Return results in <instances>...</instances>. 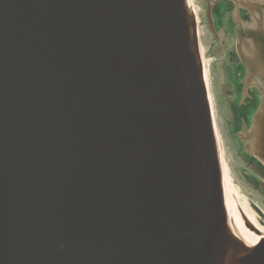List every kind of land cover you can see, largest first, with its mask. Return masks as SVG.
I'll list each match as a JSON object with an SVG mask.
<instances>
[{
	"label": "water",
	"instance_id": "obj_1",
	"mask_svg": "<svg viewBox=\"0 0 264 264\" xmlns=\"http://www.w3.org/2000/svg\"><path fill=\"white\" fill-rule=\"evenodd\" d=\"M231 1L259 93L238 137L264 166V0ZM0 264H264L188 0H0Z\"/></svg>",
	"mask_w": 264,
	"mask_h": 264
},
{
	"label": "rangeland",
	"instance_id": "obj_2",
	"mask_svg": "<svg viewBox=\"0 0 264 264\" xmlns=\"http://www.w3.org/2000/svg\"><path fill=\"white\" fill-rule=\"evenodd\" d=\"M193 3L200 23L199 47L209 64L207 90L211 98L213 120L224 158L225 171L233 191L239 196L240 201H248L256 219L259 220L261 216L253 206L264 213V198H261V194L254 189V179L257 178L254 169L257 168V164L242 152L243 144L238 137L242 130L240 117L247 113L239 109L245 94L242 85H239L241 81H238V72L243 71L242 66L229 64L225 58L217 59L212 56L213 40L205 18L206 2L193 0ZM218 9L224 10V4Z\"/></svg>",
	"mask_w": 264,
	"mask_h": 264
},
{
	"label": "flooded vegetation",
	"instance_id": "obj_3",
	"mask_svg": "<svg viewBox=\"0 0 264 264\" xmlns=\"http://www.w3.org/2000/svg\"><path fill=\"white\" fill-rule=\"evenodd\" d=\"M215 1L216 3H214L212 7L214 31H210L213 40L211 54L217 59L225 58L229 64L241 65L243 71L238 72V81H242L245 76V69L237 54L236 36L234 32L235 24L232 20V13L235 9V5L231 0ZM221 4H224V10L218 9ZM240 16L245 21L249 19L248 14L243 10H240ZM240 84L241 82L239 83V85ZM246 91L247 92H245V94L243 95L244 100L242 101V104H240L239 109L247 113H245L244 116L240 117V127H243V125L248 127L250 125L251 116L253 115L259 104V93L257 92V90L254 87H251L247 88ZM247 158L252 159L253 162L257 164V168L254 169V173L257 176V178L254 179V189H256L258 193L261 194V198H264V193L261 191V185H264V166L257 159L250 155H248ZM253 207L259 215H262L259 220L257 219V222L259 224H264V213L260 211L256 206Z\"/></svg>",
	"mask_w": 264,
	"mask_h": 264
},
{
	"label": "bare ground",
	"instance_id": "obj_4",
	"mask_svg": "<svg viewBox=\"0 0 264 264\" xmlns=\"http://www.w3.org/2000/svg\"><path fill=\"white\" fill-rule=\"evenodd\" d=\"M188 5L191 8V10L193 11L195 17H196V23H197V33H198V38L200 35V29H199V19H198V12L196 7L194 6L193 0H188ZM200 55H201V61H202V65H203V74H204V80H205V84L208 88V68H209V64L207 63V61L205 60L203 53L201 51L200 48ZM209 100L211 102V98L209 96ZM213 113V110H212ZM214 118V117H213ZM215 125V123H214ZM215 133H216V138H217V144H218V150H219V158H220V164H221V170H222V175H223V179H224V183L226 185V188L229 192L231 201H232V207L233 210L241 217V218H245L248 220V222H250L251 224H253L260 232L261 235L264 236V226H260V224H258L255 213L253 211V209L251 208L250 204L248 203L247 200H243L240 201L239 196L236 194V192L233 191L228 175L225 171V166H224V158H223V154H222V150L220 147V142H219V137L215 128Z\"/></svg>",
	"mask_w": 264,
	"mask_h": 264
}]
</instances>
